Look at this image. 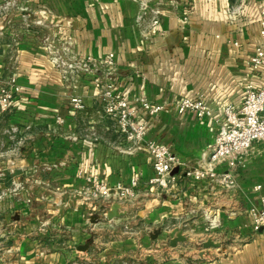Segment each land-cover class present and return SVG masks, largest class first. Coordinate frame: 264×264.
<instances>
[{
    "label": "crops",
    "instance_id": "0c3cea01",
    "mask_svg": "<svg viewBox=\"0 0 264 264\" xmlns=\"http://www.w3.org/2000/svg\"><path fill=\"white\" fill-rule=\"evenodd\" d=\"M142 3L0 0V87L14 78L18 88L9 110L0 111V264H162L165 255L173 260L165 264H194L182 250L196 245L197 264H264V230L253 233L246 214L264 197L263 144L237 155L241 166H217L233 175L232 189L195 181L184 168H175L169 189L149 187L146 148L155 142L188 169L209 167L203 159L215 146L221 111L241 106L247 84L264 87V66H250L264 0ZM50 48L71 60L115 55L113 89L135 108L142 143L120 151L90 77L65 82ZM73 97L82 110L70 106ZM185 98L213 114L150 116L138 102ZM15 171L21 175L4 174ZM133 176L141 180L133 198L109 204L86 195L87 177L114 186ZM114 204L120 216L109 220ZM179 230L186 240L171 248ZM207 241L216 247L205 249Z\"/></svg>",
    "mask_w": 264,
    "mask_h": 264
},
{
    "label": "built area",
    "instance_id": "2783aa9c",
    "mask_svg": "<svg viewBox=\"0 0 264 264\" xmlns=\"http://www.w3.org/2000/svg\"><path fill=\"white\" fill-rule=\"evenodd\" d=\"M142 6L143 0H131ZM159 11L154 12L155 18L151 22L152 28L159 24L157 17ZM258 33L260 43L251 59L250 66L255 72H260L264 66V8L260 11L258 20ZM51 62L61 74L63 80L68 81L75 77H90L94 89L97 91V100L102 108L103 117L112 123L113 132L117 135L121 152H128L136 145L144 141L146 131L142 124L135 118L136 111L127 100L119 97L113 89L112 76L116 73L115 55L108 54L104 57L93 59L71 60L61 57L57 50L50 48ZM18 92L16 80L11 78L0 87V111L7 112ZM140 108L150 116H158L162 112L175 110L177 115L187 111L194 112L199 118L210 116L212 110L202 102L182 99L173 105L154 104L146 99L138 100ZM70 106L78 111L84 108L80 98L73 97L69 101ZM219 131L212 152L203 159L209 167L202 169H188L187 165L171 152L170 148L155 142H146V148L152 160L154 175L147 181V186L159 190L170 188L173 180L172 172L175 168H184L186 176L195 181H207L219 183L225 189L235 188L236 182L229 172H218L217 166L226 163L229 168L241 166L237 155L250 150L254 143L264 144V87L256 88L247 84L244 88V97L239 108L225 107L221 111ZM86 195L92 201L111 204L115 200L133 198L140 186L139 176H133L126 183H118L109 186L95 177L85 178ZM20 188V186L18 185ZM17 187V188H18ZM255 192L261 191V186L254 187ZM246 214L251 217V230L258 233L264 230V197H260V208L251 207Z\"/></svg>",
    "mask_w": 264,
    "mask_h": 264
},
{
    "label": "water",
    "instance_id": "95a60500",
    "mask_svg": "<svg viewBox=\"0 0 264 264\" xmlns=\"http://www.w3.org/2000/svg\"><path fill=\"white\" fill-rule=\"evenodd\" d=\"M174 173H175V172L173 171V172H172V175H174ZM4 174H5L7 177H10V176H12V177H16V176L21 175V172H19V171H15L12 175H10L8 172H5ZM119 216H120V214H119V205H118V204H114V205L112 206V208H111V212L107 215V218H108L109 220H112V219L117 218V217H119ZM158 235H159V233L156 232V233H154L153 235H151L150 237H151L152 240H155V239L158 237ZM185 240H186V238H185V236H184V234H183V231H182V230H179V232L176 234L175 238H173L172 240H170V242H169V246H170L171 248H175V247H177L178 245L184 243ZM203 247H204L205 249H209V248H214V247H216V245H215L212 241H207V242H205V243L203 244Z\"/></svg>",
    "mask_w": 264,
    "mask_h": 264
},
{
    "label": "rangeland",
    "instance_id": "374dc122",
    "mask_svg": "<svg viewBox=\"0 0 264 264\" xmlns=\"http://www.w3.org/2000/svg\"><path fill=\"white\" fill-rule=\"evenodd\" d=\"M18 1H22V0H17V2ZM18 10V9H17ZM263 144V143H261V142H257V143H254V144ZM264 145V144H263ZM198 250V247H197V245H196V248H194V247H191V246H188L187 248H185V251H184V249L182 250V252H185V253H187V254H190L188 257H186L189 261H191V262H193L194 264H197L200 260L199 259H194L193 257L194 256H196L195 254V251H197ZM183 254V253H182ZM142 255V253L140 252V250H138V253L134 256V257H136V256H138V258H139V256H141ZM137 258V257H136ZM163 260L161 261V263L162 264H165V263H169V262H171V261H173V260H171L170 258H169V256H167V255H165V256H163V258H162ZM134 262V261H133Z\"/></svg>",
    "mask_w": 264,
    "mask_h": 264
}]
</instances>
